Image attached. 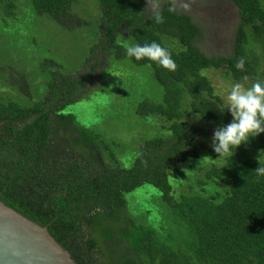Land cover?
<instances>
[{"label": "trees", "instance_id": "trees-1", "mask_svg": "<svg viewBox=\"0 0 264 264\" xmlns=\"http://www.w3.org/2000/svg\"><path fill=\"white\" fill-rule=\"evenodd\" d=\"M145 1L97 0L96 18H84L72 12L73 0H31L38 15L91 32L79 66L38 58L33 77L14 72L19 97H0V200L47 225L76 264H264V176L255 172L264 166V133L219 158L212 137L233 116L220 111L204 73L264 82V0H227L238 16L227 55L200 48L202 27L190 14L170 13L164 2L165 22L155 24ZM19 4L0 0L2 23ZM153 41L171 52L176 71L128 57L121 46ZM241 57L244 71L235 67ZM118 103L135 120L162 121L143 128L131 162L118 154L124 136L109 138L90 123L102 112L114 120ZM210 183L224 188L219 200L205 193ZM146 185L157 198L134 215L126 196ZM177 185L187 188L177 195Z\"/></svg>", "mask_w": 264, "mask_h": 264}, {"label": "rangeland", "instance_id": "rangeland-1", "mask_svg": "<svg viewBox=\"0 0 264 264\" xmlns=\"http://www.w3.org/2000/svg\"><path fill=\"white\" fill-rule=\"evenodd\" d=\"M17 1L20 2L19 7L15 9L17 16L11 17L7 24L2 23L0 20V97L3 99H6V96L14 99L19 97L16 92L17 89L11 87V81L13 79L16 81L14 72L16 70L22 71L29 77H33L36 72L33 64L39 62L38 58L50 57L55 59L56 57V60L60 62L64 69L68 68L69 64L79 66L82 59L86 56L85 45L89 39L88 34L91 32H86V29L82 27L63 28L49 17L38 15L33 9L31 0ZM164 2H167V0H164ZM190 3L191 10L185 13L190 14L197 24L202 27V36L198 43L200 48L208 55L229 54L231 52L233 30L237 25L238 19L234 4L227 0H190ZM144 7H146V1L144 2ZM71 10L79 17L84 16L85 18V16L91 17L95 15L96 18L99 6L97 0H73ZM82 38L84 43H81ZM90 39H92V36ZM100 68H98L99 70L96 73L100 72ZM204 73L209 77L214 86V92L217 94L222 88L229 87L235 83L233 79L230 77L226 78L223 72L219 70L208 69ZM145 80L151 81V76L148 75ZM242 83H246L249 86L247 81ZM29 88L33 94H41V90H39L41 85L37 86L32 83ZM114 108L117 113L114 120L111 119L109 112H102L101 117L96 119L98 115L94 116L96 122L90 121V123L96 130L102 131L109 138L118 139L124 136V139L120 138V142L117 141L118 154L120 157L128 158L131 162L134 149L138 148L141 142L139 138L144 136L143 128L148 129V124L152 128H156V124H161L162 121L159 119L150 122L148 119H141V122L135 120L132 115L128 116L132 111H130L131 107L126 104L118 103ZM69 111L80 114L78 108L74 106H71ZM195 118L196 116L192 114L188 120L195 122ZM131 122L134 127L130 126ZM122 161L125 162L124 159ZM202 187L207 195L216 200H219L225 193L224 188L218 187L215 183ZM144 188H149L147 191H152L151 189H153L149 185ZM186 188L187 185H177L175 192L178 195L185 191ZM198 188L201 190V187L198 186ZM147 191L145 190L142 193L135 191L127 194L126 198L132 214L138 215L140 212L152 207L157 198V193L155 191L147 193Z\"/></svg>", "mask_w": 264, "mask_h": 264}, {"label": "clouds", "instance_id": "clouds-1", "mask_svg": "<svg viewBox=\"0 0 264 264\" xmlns=\"http://www.w3.org/2000/svg\"><path fill=\"white\" fill-rule=\"evenodd\" d=\"M164 0H146V7L143 11L149 13L148 19H152L155 24L165 22L162 5ZM167 11L174 14H182L191 10L190 0H167ZM119 45L121 42L116 40ZM128 57H134L136 60L147 59L155 62L158 66L168 71H176L177 64L172 58L171 52L153 41L151 43L123 44ZM151 67V64L148 65ZM235 67L238 70H245V59L243 57L237 60ZM112 73V72H111ZM115 76L122 77L118 73H112ZM244 81L248 80L245 76ZM124 87V85H123ZM222 105L219 107L223 113L225 109L231 112L233 120L227 125L218 126L212 137V147L219 154V158L232 157L241 144L249 142L250 138L257 137L264 133V82L257 80L250 86L246 83L235 82L229 87L222 88L219 92ZM209 158L205 156L201 163ZM188 172V169H184ZM257 176H264V166L255 169Z\"/></svg>", "mask_w": 264, "mask_h": 264}, {"label": "water", "instance_id": "water-1", "mask_svg": "<svg viewBox=\"0 0 264 264\" xmlns=\"http://www.w3.org/2000/svg\"><path fill=\"white\" fill-rule=\"evenodd\" d=\"M0 264H76L47 225L0 200Z\"/></svg>", "mask_w": 264, "mask_h": 264}]
</instances>
